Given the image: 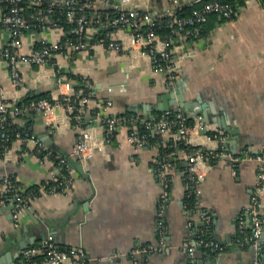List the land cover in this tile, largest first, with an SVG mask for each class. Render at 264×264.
Here are the masks:
<instances>
[{"label": "crops", "instance_id": "obj_1", "mask_svg": "<svg viewBox=\"0 0 264 264\" xmlns=\"http://www.w3.org/2000/svg\"><path fill=\"white\" fill-rule=\"evenodd\" d=\"M149 1L145 5L165 4L163 0ZM136 2L142 5L140 0ZM217 19V27L209 34L202 33L176 49L178 53L187 49L177 83L184 80L186 99L196 101L208 113L211 122H205L209 132L219 128L216 119L220 118L228 126L240 129L238 141L227 140L231 135L226 131L227 152L233 155L245 150L264 152V0H244L234 19L219 16ZM7 34L0 31V45L6 42ZM51 36L61 37L56 31ZM40 40L39 32L28 33L26 48L31 49ZM129 58L128 52L103 46L57 53V67L70 82V90L65 83L57 82L52 64H22L24 80L16 84L9 63L0 58V84L7 90L10 101L21 102L25 108L23 114L13 117V122L29 126L45 152L53 150L55 155L68 158L73 169V181L66 191L43 190L63 168L59 159L41 157L39 144L34 140L24 142L15 138L9 151L0 142V198L5 174L12 175L24 188L39 187V195L30 193V207L18 224L13 216V197L9 195L6 202H0V264H14L21 255V251L18 254L21 243H38L49 234L63 246L82 245L88 254L86 264H264V232L259 247L249 240L248 211L259 162L241 160L234 173L229 156L210 158L207 161L211 167L195 192L188 187L189 146H181L169 157L172 186L169 201L162 207L159 201L163 186L158 179L157 159L161 154L160 143L165 145L170 140L169 146L178 145L171 132L154 133L159 140L136 147L127 138L128 128L121 123L115 137L105 140L104 147L95 151L87 169L70 157L83 129L95 127L96 137L102 140L105 136L102 123L107 115L127 109L136 111L141 104H156L159 96L170 90L166 76L154 72L146 58L138 63ZM69 73L82 75L81 84L93 89L98 98L91 97L81 122H72L68 110L58 108L54 121L48 123L44 115L29 108L30 102L24 104L25 100L32 102L46 93L54 99L63 92H77L78 82L69 79ZM108 96L112 106L107 113L99 111L98 100H106ZM137 112L147 115L141 107ZM184 112L193 121L203 116ZM216 145V140L208 139L200 130L194 143H190V147L203 151ZM194 193L197 202L191 207L185 198ZM259 205L264 213V197ZM205 210L211 216L209 223L203 219ZM205 230L211 237H203ZM201 234L204 239L219 242L222 248L197 245L191 254L187 243Z\"/></svg>", "mask_w": 264, "mask_h": 264}, {"label": "built area", "instance_id": "obj_2", "mask_svg": "<svg viewBox=\"0 0 264 264\" xmlns=\"http://www.w3.org/2000/svg\"><path fill=\"white\" fill-rule=\"evenodd\" d=\"M163 1L164 5L155 3L142 6L136 2L133 6L132 0H0V31L8 32L6 42L0 45V58L9 63L12 78L16 84H21L24 80L21 72L22 64H52L56 68L54 76L57 82L65 83L70 90L72 89L70 82L59 73L61 71L57 67L59 63L56 59L57 53H72L103 46L111 50L128 52L132 63H138L146 58L153 71L164 74L167 87L174 90L182 72L183 60L187 55V49L182 53L176 52V49L201 37L202 25L207 22L211 14L228 20L234 19L239 5L228 0ZM187 9H189L188 12ZM53 31L59 32L61 37L52 38ZM37 32L41 34L40 43L27 49L25 35ZM86 82L91 84L89 79ZM6 92L5 87L0 84L1 142L9 141V127L13 117L23 114L25 110L22 105L10 101ZM62 94V98H52L53 100L39 98L30 102L28 106L44 115L48 123L54 121L53 116L58 108H66L71 120L74 117L80 120L87 110L91 97H80L78 113L74 114L77 106L75 102H71V99L77 92ZM98 101L99 111L102 109V112L107 113L112 106V101L110 99ZM140 122L151 129L152 134L164 135L172 132L175 142L183 141L188 144L190 151L187 174L188 187L191 191L199 190L200 183L211 167L208 159L212 157L229 156L234 173L241 160H255L260 163L258 179L248 211L251 217L249 240L252 245L259 247L264 232V213L259 208L260 199L264 197V152L253 154L245 150L236 155L227 152L225 150L226 131L216 128L214 132H209L208 125L201 116L197 117L194 123H189L188 114L184 111H163L161 115H151L148 119L137 114L129 117L109 114L102 123L105 128L104 138L100 140L96 137L95 127L83 129L80 138L71 148L70 157L76 158L87 169L95 151L104 147L105 140L110 141L115 137L121 123L128 128L127 138L134 146L150 145L152 143L150 135L140 134L138 131ZM201 129L207 130L205 136L208 139L216 140V147L207 151L190 147V143H194V136ZM14 135L24 142L36 141L39 144V151L43 150L36 134L32 132L22 134L18 131ZM4 149L9 151L10 147ZM45 155L56 156L60 165L68 170L69 176L63 180L54 176L52 181L56 183H46L43 190L52 193L66 191L73 181L70 160L55 155L53 150H47L41 157ZM169 157L168 153H161L157 159L158 179L163 186L159 201L162 207H165L169 201L172 186L170 185L172 161ZM3 182L4 188L0 202H6L9 195L13 197V216L15 223L18 224L24 211L30 207L28 196L25 195V188L19 185L12 175L5 174ZM202 214L203 219L209 223L210 213L205 210ZM197 245L214 250L222 248L219 242L198 236L187 243V250L192 254ZM137 250L140 251L143 248ZM87 259L88 254L82 245L63 246L52 234H49L38 243L24 248L14 264H86Z\"/></svg>", "mask_w": 264, "mask_h": 264}, {"label": "trees", "instance_id": "obj_3", "mask_svg": "<svg viewBox=\"0 0 264 264\" xmlns=\"http://www.w3.org/2000/svg\"><path fill=\"white\" fill-rule=\"evenodd\" d=\"M228 1H231V2L236 3L238 5H243L244 4V0H228ZM186 11L188 12L189 9H187ZM217 16L218 15H216V14H211L209 19L207 20V22H205L204 25H202V33L204 35L209 34L213 29H215L217 27V24H216L217 21H218ZM59 73L62 74L63 72L61 71ZM67 75H68L69 79L71 77L74 80H77V82H78V83H76V86H75L77 94L74 97H72V99H71L72 100L71 102H75V104L77 106V108L74 111V114H77L78 113V107H79L78 100H79L80 97L90 96V97H93L95 99H98V98H96L93 89H91L90 87H87V86H83L81 84V82H83V80H84L82 75L72 74V73H69ZM85 81H86V78H85ZM38 98H48V99L53 100L52 96L49 93H46V94L41 95L39 97H36V99H38ZM108 99H110L109 96H108ZM29 102H31V101L29 99H27V100H25L24 104H28ZM18 105H23V103L20 102V103H18ZM155 113L157 115H161L162 112L156 111ZM132 114H137V115H140L141 117H143L142 113L134 111V110H129V109H127V110H125L123 112H120L119 114H117V116H127V117H129ZM173 115H175V113H173ZM82 116H84V114ZM188 121H189V123H193L194 122L192 120V118H188ZM72 122L77 123V122H81V121L77 120L74 117ZM9 128H10V131H9L10 132V139H9V141H7V142H1L0 141L2 146H3V148L11 147V144H12L13 140H15V138H16L14 133H16L18 131H21L22 134H25V133H28V132L29 133L32 132L31 129H29V126L24 127L22 125H18V123H15V122H12ZM138 131H139L140 134H142V133L149 134L151 140H155V139L159 140L160 139V137L155 136L154 134H152L151 129L147 128L146 125L144 123H142V122H140L138 124ZM171 134H172V132H171ZM169 142H170V140H167L165 145L160 143L161 144L160 148H161V153L162 154H167L168 153L170 155V154H173L177 150V148H179L181 146L188 147V145L186 146L183 141L179 142L178 145H173V146H169V144H170ZM39 153L42 156L46 152L44 150H41ZM212 158H214V157H212ZM213 163H215V161ZM68 176H69L68 170L65 167L61 168L60 172L58 173L59 180H63V179H65ZM55 183L56 182H54V181L48 182V184H55ZM170 185H172V181H171ZM38 190H39V187H37V185L29 187V188L26 187L25 188V195H27L29 197L30 193L32 192V194L37 196V195H39ZM185 199H186V203H188L192 207V206L196 205L197 195L195 193L191 194V195H187ZM203 234H204L203 237H205V238L211 237V233L209 231L205 230V232H203ZM201 236H202V234H201ZM202 247L203 248H207V247H204V246H202Z\"/></svg>", "mask_w": 264, "mask_h": 264}, {"label": "water", "instance_id": "obj_4", "mask_svg": "<svg viewBox=\"0 0 264 264\" xmlns=\"http://www.w3.org/2000/svg\"><path fill=\"white\" fill-rule=\"evenodd\" d=\"M186 82L184 80H179L177 83V87L174 90H168L162 93L159 96V101L156 104H141L138 105L136 108V111H139V108H143L144 112L147 113L145 116L146 119H148L154 112L159 111H173V112H179V111H188V112H195L194 116L196 114H203L202 118L204 121L210 123L211 120L208 116V113L203 110V108L196 104L197 102L192 100L186 99ZM205 107V104H203ZM108 116V115H107ZM216 121L219 122V128L224 129L227 131L231 136L228 137L227 140L233 139V140H239L240 138V129L237 126H228L226 123V120L224 118H220L219 120L216 119ZM201 134L206 133V129L200 130ZM229 143V142H228ZM241 144V143H240ZM228 148H225L227 150ZM204 150H206V147H204ZM229 150V149H228ZM227 150V151H228ZM237 151H234L233 153L236 154ZM259 150H255L253 153H258ZM80 165V164H79ZM78 167L80 168V166ZM28 244L24 241L18 246V254H20V251H22L24 248H26Z\"/></svg>", "mask_w": 264, "mask_h": 264}, {"label": "rangeland", "instance_id": "obj_5", "mask_svg": "<svg viewBox=\"0 0 264 264\" xmlns=\"http://www.w3.org/2000/svg\"><path fill=\"white\" fill-rule=\"evenodd\" d=\"M136 1H137V0H132L131 5L134 6V5L136 4ZM140 1H141L142 5H145V1H146V0H140Z\"/></svg>", "mask_w": 264, "mask_h": 264}]
</instances>
